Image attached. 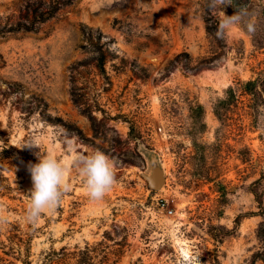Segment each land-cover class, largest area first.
<instances>
[{"label": "rangeland", "instance_id": "obj_1", "mask_svg": "<svg viewBox=\"0 0 264 264\" xmlns=\"http://www.w3.org/2000/svg\"><path fill=\"white\" fill-rule=\"evenodd\" d=\"M51 1L0 0L6 245L13 230L32 232L30 264L64 246L121 249L125 240L118 264H253L263 249L264 205L253 190L264 199V0L212 9L220 20L246 10L258 25L255 34L243 24L223 30L221 43L207 31V0H74L36 20L30 7ZM25 23L34 29H17ZM251 79L258 96L241 86ZM6 148L14 155L4 158ZM97 150L116 162L101 200L86 194L72 164ZM37 154L68 165L70 190L32 223L28 165ZM153 160L165 171L160 190L143 175ZM17 257L6 254V264H25ZM92 262L108 264L101 253Z\"/></svg>", "mask_w": 264, "mask_h": 264}, {"label": "clouds", "instance_id": "obj_2", "mask_svg": "<svg viewBox=\"0 0 264 264\" xmlns=\"http://www.w3.org/2000/svg\"><path fill=\"white\" fill-rule=\"evenodd\" d=\"M232 0H209V9H224L231 5ZM243 24L249 34L258 29L254 16L246 10L232 15H224L220 21V30ZM217 35H220L218 31ZM38 163L29 164L33 187L30 190L26 218L29 222H38L45 211L54 212L62 202L63 196L70 190L68 183V165L55 156L38 155ZM80 177L83 178L86 194L93 200H101L116 183V162L99 150L88 155H77L73 161ZM8 222L5 207L0 204V227Z\"/></svg>", "mask_w": 264, "mask_h": 264}, {"label": "trees", "instance_id": "obj_3", "mask_svg": "<svg viewBox=\"0 0 264 264\" xmlns=\"http://www.w3.org/2000/svg\"><path fill=\"white\" fill-rule=\"evenodd\" d=\"M74 0H52L50 3H45L38 7H30L31 12L34 14L36 20L40 22H44L47 19L56 15V13L60 10L61 7L70 5ZM234 2L237 0H233ZM209 0L206 1L204 5V14L203 18L206 22L208 33L214 38L215 41L221 43L223 40L221 32L223 30L219 29L220 18L215 16L212 13V9H209ZM17 29H25L32 30L31 25L29 24H20V27ZM4 31V30H3ZM85 34H90L92 32L91 28L87 26L83 28ZM218 31H220V35H217ZM5 32V31H4ZM103 33H100V37L98 38L97 45L99 46L100 54L97 56V67L101 70H104V66L106 63V55L102 51V48L106 46L109 42L101 44ZM112 42V41H111ZM181 56H188L187 52H183L177 56L178 59ZM172 65V62L171 64ZM199 65H208V60H202ZM197 66H195L196 68ZM169 68V66H168ZM243 90L246 93L253 94L254 96H258V85L257 81L254 79L245 81L241 83ZM232 97H235V88L230 86L227 91ZM197 109L201 117L205 113V108L201 103L197 104ZM4 158L11 157L10 155H14L9 149H4L3 151ZM2 168H0L1 170ZM4 175L0 172V189H2V194L8 193L12 187L5 186L4 184ZM260 180L254 182V185H258ZM256 200L263 208L264 199L261 193L258 190H253ZM2 235H5V239H2ZM259 235L263 240V249L256 252L253 255V264H256L258 261L264 263V222L259 227ZM32 232L19 233L18 229L13 230L11 235L9 236L10 245H6V233L3 234L0 232V264H6V254L10 255L11 253L18 254L17 259L21 260L25 264H30V256H31V248H32ZM126 240L124 241L122 248L114 249L113 246L106 244L105 242H98L96 244L87 243L84 247H75L70 248L67 246L62 247L61 249H53L50 252L46 253L41 264H95L92 262L93 253H101L103 254V258H105L108 264H118L119 259L122 256L123 248L126 246ZM10 247V248H9ZM9 248V249H7ZM113 257V258H112Z\"/></svg>", "mask_w": 264, "mask_h": 264}, {"label": "water", "instance_id": "obj_4", "mask_svg": "<svg viewBox=\"0 0 264 264\" xmlns=\"http://www.w3.org/2000/svg\"><path fill=\"white\" fill-rule=\"evenodd\" d=\"M143 175L147 179L150 188L153 190H160L166 184L164 168L158 163L157 160H153L151 172H145Z\"/></svg>", "mask_w": 264, "mask_h": 264}, {"label": "bare ground", "instance_id": "obj_5", "mask_svg": "<svg viewBox=\"0 0 264 264\" xmlns=\"http://www.w3.org/2000/svg\"><path fill=\"white\" fill-rule=\"evenodd\" d=\"M182 249L187 255H189V249H186V248H182Z\"/></svg>", "mask_w": 264, "mask_h": 264}, {"label": "built area", "instance_id": "obj_6", "mask_svg": "<svg viewBox=\"0 0 264 264\" xmlns=\"http://www.w3.org/2000/svg\"><path fill=\"white\" fill-rule=\"evenodd\" d=\"M166 204H164V206H165ZM172 211V210H171Z\"/></svg>", "mask_w": 264, "mask_h": 264}]
</instances>
